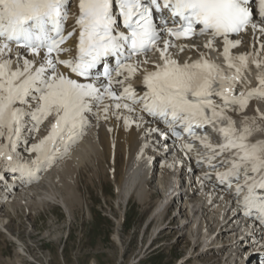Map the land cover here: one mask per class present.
Masks as SVG:
<instances>
[{
	"label": "snow or ice",
	"instance_id": "6c2138e0",
	"mask_svg": "<svg viewBox=\"0 0 264 264\" xmlns=\"http://www.w3.org/2000/svg\"><path fill=\"white\" fill-rule=\"evenodd\" d=\"M250 3L0 0V161L31 180L82 138L89 126V113L97 119H123L126 127L133 123L140 127L145 122L142 114H146L163 123L177 140L183 139L177 129L199 140L208 151L198 163L211 169L204 173V180H210L215 172L226 189L234 187L232 195L243 215L264 230V141L249 140L253 132L264 131L257 124L264 114L242 117L240 128L227 115L230 110L243 113L249 101L264 99V41L260 39L264 36V0H258L260 23L254 20ZM73 4L78 11L72 13L75 22L66 32ZM154 9L167 10L170 17L162 16L158 26ZM249 28L254 51L233 55L242 40L230 37ZM200 35L209 37L204 47L213 50L216 40H222L223 64L204 53L181 63L171 51L176 49L178 54L195 48L175 41ZM73 36L77 41L74 46L68 44ZM153 53H159V60L152 61L149 70ZM251 65L257 69V87L249 89L245 73L251 71ZM141 72L146 90L137 91L131 81ZM49 117H54V122L48 135L26 148L36 153L35 158L21 162L17 149L26 125L30 121L29 131L38 132ZM221 121L227 123L215 129L221 134L219 144H212L207 132L203 138L196 132ZM159 131L150 128L147 134ZM160 134L168 138L167 133ZM182 147L190 152L194 145L189 141ZM166 166L174 168L175 164Z\"/></svg>",
	"mask_w": 264,
	"mask_h": 264
},
{
	"label": "bare ground",
	"instance_id": "6f19581e",
	"mask_svg": "<svg viewBox=\"0 0 264 264\" xmlns=\"http://www.w3.org/2000/svg\"><path fill=\"white\" fill-rule=\"evenodd\" d=\"M251 5L255 11L254 20L260 23L254 0ZM74 11L75 9L73 8L70 15ZM256 35L260 36V33L257 32ZM230 38L242 40L241 45L232 50L233 55L254 51V40L251 28L239 36ZM72 39L74 43L69 42V45L74 46L75 39ZM208 39L209 37L202 36L192 40L177 41L175 42L177 45L187 44L189 46L196 45V47L186 48L183 53L178 54L176 49H172L171 51L181 63L185 60L198 59L200 54L204 53L208 59L218 64H223L222 40L219 38L216 40L215 50H213L204 47ZM260 39L264 41V36H261ZM255 47L259 48V43H256ZM20 51L23 53L22 50ZM261 55L264 56V53H261ZM149 60L150 62L147 67L152 68V61L159 60V53L150 54ZM250 67L251 71L246 72L245 76L248 81V88L252 89L257 87V69L255 65H251ZM64 71L67 72L66 70ZM141 76L142 72L137 73L131 81L133 87L140 91H142ZM72 77L77 78L73 75ZM217 102H219L218 98ZM260 114H264V99H253L249 101L248 107L243 113H238L235 110H230L227 113L236 122L237 128L241 127L242 117H259ZM131 115L135 119V114L133 113ZM142 115H144L145 122L140 127H137L136 123H133L130 127H126L123 119L118 120L114 116H110L108 120L102 118L97 119L93 113H89V126L86 128L82 138L70 148L67 154L55 160L51 167H46L39 171L31 180L27 176L22 180L19 171L13 172L9 170L5 162L0 161V177L7 174L5 177L6 180L2 181L0 178V202L4 200L6 204L9 202V205L14 206H19L21 203H24L25 206H29L28 203L34 206L43 203H53L65 209L71 217V214H74L75 209L81 204V193L79 194L78 187L75 183L82 180L83 159L86 157L87 162L92 160L94 164L98 160H102L103 163H98V169L101 172L98 173L97 169H94L90 175L98 177L104 175L105 169H107L103 167L104 163L112 166L109 177L115 181V202L120 210L125 207L123 222L121 219H118V235L113 236V239L120 243L121 247H123V240L120 230H122L125 221L128 204L130 201L138 204L147 203L151 187L152 189L157 187L160 196L147 217L150 221L148 228L150 227L149 230H152L148 238L154 237L158 230L160 231L157 237L163 235L164 232H169L173 219H177L178 226L176 228L178 236L176 242L182 241L184 235L188 234L189 240H187L188 242L184 241L185 246L191 245V249L194 250L196 246L199 247L192 261H190L192 254H187L180 264L187 262L189 264H199L198 258L211 253L210 251L212 250L222 252L226 255L223 264H242L244 254L239 257L238 252L246 253L250 247L258 248L262 252V259L264 256V231L261 228L248 231L246 227L236 224V220L240 217L238 204L232 195V191L219 188L215 173L211 174V179L207 181L204 180V173L206 172L203 173L201 184L196 193L188 194L183 191L181 186H178L179 181L183 178V171L185 169L188 168L194 174L199 173L198 160L208 150L201 146L198 152L195 151L194 147L192 151L188 152L187 149L182 147L183 144L179 143V152L177 149L164 151L163 146L165 141L161 142L159 132H153L151 135L147 134L150 128H157L160 131L163 130L161 123L151 119L148 115ZM53 122L54 117H49L40 126L38 132H31L29 131L31 126V122L29 121L22 133V139L17 149L23 158L21 162H29L35 158L36 153H29L26 151V148H30L32 144L38 143L48 135ZM226 123L227 121H221L218 125H226ZM257 124L261 128H264V120L258 118ZM219 135L221 136L219 132L212 133L210 135L212 138L210 142L214 145L219 144L221 142ZM249 140L252 143L264 141V131L253 132ZM145 144L148 146L145 147ZM141 150H143V155H141ZM91 151L94 153L92 157L89 156L92 154ZM225 155H228V153ZM219 159L218 157L217 161ZM173 163L175 164L174 168H168L166 166L167 164ZM79 166L80 169H78ZM188 181L190 185H197L195 176L189 177ZM10 185H12V189L7 194L8 188L11 187ZM167 189L171 190L170 198L174 202L182 201V205H185V207L179 208V215L174 214L172 219L165 224L166 221L163 219L166 207L162 210L158 209L164 205L161 194L163 190L166 191ZM183 221L185 223L181 226L179 223ZM207 226H211L210 232L206 231ZM212 229L214 230L213 232H211ZM145 231L148 232V229ZM216 231L215 238L211 239ZM153 241L149 245H146L147 248L153 244ZM145 244L141 245L142 248ZM16 252L18 256H15L13 262L15 264H22V256L19 257L21 255L19 250ZM220 262L221 260L219 264H222ZM89 264H93V262ZM203 264H218V262L215 263V259H212L211 263Z\"/></svg>",
	"mask_w": 264,
	"mask_h": 264
},
{
	"label": "rangeland",
	"instance_id": "374dc122",
	"mask_svg": "<svg viewBox=\"0 0 264 264\" xmlns=\"http://www.w3.org/2000/svg\"><path fill=\"white\" fill-rule=\"evenodd\" d=\"M89 156H94V153ZM86 160L85 157L81 166L82 180L78 181L79 184L75 183L81 193V204L71 217L65 209L53 203L35 206L28 203L31 205L29 207L24 203L14 206L9 202L6 204L4 200L0 202V264H15L13 260L18 250L22 264H180L187 254H192V261L199 247L196 246L194 250L191 245L185 246L184 241L189 240L188 234L184 235L182 241L176 242L177 219H173L169 232L158 236L150 247L146 246L152 230H149L150 227L147 228L148 232L143 233L142 230L160 196L157 187H151L147 203L130 201L128 204L120 230L123 240L121 247L113 236L118 235V219L123 222L125 207L120 210L115 202V181L109 177L112 166L104 163L103 167L107 169L104 175L98 177L90 173L94 169L100 173L98 163L103 161L98 160L94 164L92 160ZM6 175L2 176V181L6 180ZM172 216L164 215L165 224ZM210 228L207 226L206 231L210 232ZM216 234L217 231L212 237L215 238ZM143 244L145 246L142 248ZM210 252L200 256L198 263H211L215 259V263L219 264L221 260L223 264L226 255L214 250ZM258 252H261L258 248L250 247L246 253L239 251L238 256L244 254L242 264H264L260 261L264 256L261 259L262 252Z\"/></svg>",
	"mask_w": 264,
	"mask_h": 264
}]
</instances>
